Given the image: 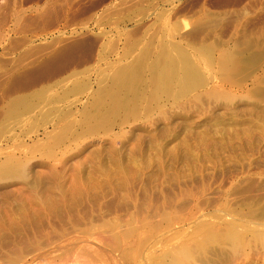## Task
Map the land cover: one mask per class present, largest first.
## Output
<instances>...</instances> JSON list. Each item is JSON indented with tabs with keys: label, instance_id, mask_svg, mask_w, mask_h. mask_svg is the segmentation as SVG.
Masks as SVG:
<instances>
[{
	"label": "rangeland",
	"instance_id": "rangeland-1",
	"mask_svg": "<svg viewBox=\"0 0 264 264\" xmlns=\"http://www.w3.org/2000/svg\"><path fill=\"white\" fill-rule=\"evenodd\" d=\"M176 44L199 77L156 92ZM128 62L137 102L96 106ZM0 164V264H154L158 234L262 202L264 0H0ZM254 243L215 264H264Z\"/></svg>",
	"mask_w": 264,
	"mask_h": 264
},
{
	"label": "bare ground",
	"instance_id": "bare-ground-1",
	"mask_svg": "<svg viewBox=\"0 0 264 264\" xmlns=\"http://www.w3.org/2000/svg\"><path fill=\"white\" fill-rule=\"evenodd\" d=\"M164 38V37H163ZM150 42V41H149ZM138 43V42H137ZM171 43V42H170ZM174 43V42H173ZM136 44V43H135ZM163 44V43H162ZM167 44V43H166ZM137 45V44H136ZM151 45V44H150ZM161 45V44H160ZM170 46V44H168ZM178 44L176 45H171V49L169 47H166L165 50H161L162 53L161 54H156L159 57V61H158V64L159 65V69L162 70L163 72L162 73V78H159L152 74L151 77H154L156 76V78H158L157 80H155V86L156 88H153V89H156V92L157 91H160V90H167L168 91V86H170L171 88V91L172 92H176V89L178 87H182L184 88V86H186L187 83H189L190 81L192 82V77L194 78V76L196 75L195 73L198 74V70L199 68H196L194 67V63L192 64V60H190L189 58V55H187V53L184 51L186 49H181L180 46L178 47L177 46ZM201 47V46H200ZM203 47V46H202ZM207 47V46H205ZM131 48V47H130ZM162 48V46H161ZM196 48V47H194ZM193 48V49H194ZM202 50H205L206 52V48H203ZM209 50V49H208ZM207 50V51H208ZM200 51V50H199ZM188 52V51H187ZM197 52V51H196ZM143 52H141L142 54ZM148 53V52H147ZM189 53V52H188ZM202 53V52H201ZM204 54V53H203ZM144 57H145V53L143 54ZM205 55V54H204ZM148 56V55H147ZM146 56V57H147ZM200 56V54H199ZM205 56H208V53L205 55ZM143 57V56H142ZM143 57V58H144ZM145 57V58H146ZM157 57V56H156ZM126 58V57H125ZM148 58V57H147ZM158 58V57H157ZM156 58V59H157ZM137 59V58H136ZM139 59L141 60V55L139 57ZM137 59V60H139ZM206 59V58H205ZM208 59V57H207ZM129 61V60H128ZM136 61V60H135ZM143 61V59H142ZM141 61V62H142ZM149 61V60H148ZM148 61H144L142 63H146ZM152 60H150L151 62ZM207 61V60H206ZM241 61V60H240ZM132 62V61H131ZM130 62V64H132ZM137 62V61H136ZM140 62V64H142ZM154 62V61H153ZM161 62V63H160ZM125 63V62H124ZM138 63V62H137ZM152 63V62H151ZM150 63V64H151ZM155 65H156V62H154ZM120 64V63H118ZM122 64V63H121ZM134 64V63H133ZM136 64V63H135ZM134 64V65H135ZM148 64V63H147ZM145 64V65H147ZM149 64V65H150ZM124 65V64H123ZM129 65V62L127 64V66ZM132 65V66H134ZM143 65V64H142ZM141 65V67H142ZM122 66L119 68H116V69H113V70H116L115 72H113V74L111 75L110 71V84H107V85H104L102 84L100 89L95 92H97V98L94 100L95 101V105L98 106L100 103H105V106H107V109L111 110V108L113 107H116L117 109L122 107H126V104H127V107L128 106V103L130 101H128L127 99H132V97L128 98L127 95H132V94H136L139 93L137 90H138V83H139V78L137 77V71L134 70V67L133 69L130 68L129 66ZM144 66V65H143ZM148 66V65H147ZM146 66V67H147ZM154 66V64H153ZM152 66V69H154ZM196 66V65H195ZM139 66H137L136 68H138ZM140 68V67H139ZM149 68H151V66H149ZM157 67H155L154 70H157L156 69ZM198 69V70H197ZM110 70V69H109ZM112 70V71H113ZM141 70V69H140ZM159 70V71H160ZM197 70V71H195ZM89 71V70H88ZM102 71V69H101ZM153 71V70H151ZM150 71V72H151ZM158 71V70H157ZM158 71V72H159ZM90 72V71H89ZM106 72V71H103V73ZM143 72V71H142ZM156 72V73H158ZM73 73V72H72ZM77 73V72H76ZM102 73V72H101ZM108 73V72H106ZM160 73V74H161ZM200 73V72H199ZM81 74V73H80ZM89 74V73H88ZM159 74V75H160ZM195 74V75H194ZM70 75H71V72H70ZM107 75V74H106ZM103 76H105L103 74ZM85 77V75H84ZM109 77V76H108ZM107 77V78H108ZM109 77V78H110ZM147 77V76H146ZM150 77V76H149ZM196 78L199 77L198 75L195 76ZM200 77H201V73H200ZM106 78V77H104ZM165 78V79H163ZM166 78L169 79L166 80ZM63 79V78H61ZM60 79V80H61ZM65 79V78H64ZM137 79H138V82H137ZM155 79V78H154ZM191 79V80H190ZM202 79V78H201ZM200 79V80H201ZM71 80V79H70ZM142 80V79H141ZM151 80V79H150ZM149 80V81H150ZM190 80V81H189ZM197 80V79H196ZM199 80V79H198ZM103 81V80H101ZM195 81V79H194ZM202 81V80H201ZM71 82V81H70ZM142 83L140 84H145L143 83L144 80L140 81ZM151 82V83H150ZM149 83L153 85L152 81H150ZM75 83V82H73ZM77 83H81V82H77ZM76 83V84H77ZM109 83V82H108ZM168 83V84H167ZM72 84V83H71ZM82 84V83H81ZM147 82H146V85L147 86ZM53 85V84H52ZM61 85V84H60ZM83 85V84H82ZM81 85V86H82ZM193 85V83H192ZM191 85V86H192ZM197 85V84H196ZM85 86V85H84ZM142 85H140L139 87H141ZM151 86V85H150ZM154 86V85H153ZM51 87V86H50ZM62 87V86H60ZM65 87V85H64ZM188 87H190V85L188 84ZM49 88V87H48ZM54 88V87H53ZM147 88L149 89V87L147 86ZM146 88V89H147ZM152 88V87H150ZM44 89V88H43ZM42 89V91H40L41 89H39L38 91H40L37 95H39V99L41 100H45V102L48 101L49 98H54L50 95L49 97V94L46 95V92H44ZM66 89V88H65ZM68 90L70 89V86H68L67 88ZM145 88H143L144 90ZM145 89V90H146ZM147 89V90H148ZM179 89V88H178ZM177 89V90H178ZM181 89V88H180ZM185 89V88H184ZM190 89V88H189ZM45 90V89H44ZM60 90V89H59ZM64 90V89H63ZM142 90V91H143ZM56 91V90H55ZM67 91V90H65ZM141 91V92H142ZM152 91V90H151ZM179 91V90H178ZM63 92V91H62ZM69 92V91H68ZM145 92V91H144ZM164 92V91H163ZM166 92V91H165ZM184 92V90H183ZM37 93V92H36ZM35 93V94H36ZM54 93V92H53ZM161 93V91L159 92ZM150 94V93H149ZM148 94V95H149ZM157 94V93H156ZM168 94V93H167ZM174 94H177L174 93ZM33 95V93H32ZM57 96V94H55ZM95 95V94H94ZM138 96H140L139 94H137ZM173 95V94H172ZM59 96V94H58ZM133 96V95H132ZM144 96V95H142ZM151 96H155L152 94L151 92ZM149 95L148 98L151 97ZM179 96V95H178ZM17 97V96H16ZM19 97V96H18ZM66 97V96H65ZM64 97V98H65ZM136 96L134 95L133 98H135ZM141 97V96H140ZM146 97L147 99V96H144ZM160 97V96H159ZM158 97V98H159ZM33 98V97H32ZM63 98V100H64ZM137 98V97H136ZM30 99V98H28ZM60 99V97H59ZM58 99V101H59ZM140 99V98H139ZM10 100V99H9ZM8 100V101H9ZM21 100V99H20ZM38 100V99H37ZM56 100V98H55ZM135 100V99H134ZM134 100H131V101H134ZM138 100V98L136 99ZM135 100V101H136ZM151 100V99H150ZM12 101V100H11ZM32 101V100H31ZM30 101V102H31ZM54 101V100H53ZM135 101H134V104H135ZM14 102V101H13ZM137 102V101H136ZM16 103V102H15ZM41 102L39 101V104ZM44 103V102H43ZM56 103H57V100H56ZM60 103V102H59ZM131 103V102H130ZM139 103V102H138ZM19 104V103H18ZM35 104V103H34ZM46 104V103H44ZM69 104V103H68ZM133 104V102H132ZM42 105V104H40ZM53 104H50L49 102V105L47 104L46 106H49L51 107ZM140 105V104H139ZM9 106V105H8ZM32 106V105H31ZM44 106V105H43ZM43 106H42V109H43ZM57 106V105H56ZM64 106V105H63ZM62 106V107H63ZM133 106V105H131ZM130 106V107H131ZM142 106V105H140ZM12 107V106H10ZM36 107V106H35ZM61 107V106H60ZM138 107V106H137ZM145 107V106H144ZM18 108V107H17ZM41 108V106H40ZM92 108V107H90ZM105 108V107H104ZM134 108V107H133ZM47 110L49 108H46ZM51 109V108H50ZM56 109V108H55ZM58 109V107H57ZM115 108H113L114 110ZM130 109V108H129ZM9 110L8 115L9 116H18V113H20L19 111L21 110H17L15 109L14 107L10 108V109H7ZM23 110V109H22ZM32 110V109H31ZM40 110V109H38ZM89 110V109H88ZM108 110H104L105 112L108 111ZM112 110V111H113ZM125 110V109H124ZM128 110V109H126ZM125 110V112H126ZM25 111V110H24ZM41 111V110H40ZM45 111V110H43ZM59 111V110H58ZM104 111L102 113H104ZM111 111V112H112ZM147 111V110H146ZM26 112V111H25ZM49 112V111H48ZM57 112V110L55 111ZM54 112V113H55ZM68 112V111H67ZM98 115H100L99 113H101L100 110L96 111ZM131 112V111H130ZM135 112V111H134ZM133 112V113H134ZM22 113V112H21ZM32 113V112H31ZM110 113V112H109ZM137 113V112H136ZM26 114V113H25ZM68 114V113H67ZM70 114V113H69ZM106 114V113H105ZM103 114V115H105ZM21 115V114H19ZM47 116V113L44 114V116ZM102 115V114H101ZM126 115V114H125ZM132 115V114H131ZM26 116V115H25ZM25 116H22V118ZM49 116V115H48ZM54 116V115H53ZM61 116V115H60ZM135 116V115H134ZM21 117V116H20ZM30 117V116H29ZM38 117V116H37ZM102 117V116H100ZM10 118V117H9ZM9 118H7V121L9 120ZM12 118V117H11ZM10 118V119H11ZM16 118V117H15ZM22 118H19V119H22ZM46 118V117H45ZM105 117H102V119H104ZM107 118V117H106ZM18 119V118H17ZM2 120V119H1ZM13 120V119H12ZM27 120V119H26ZM10 121V120H9ZM14 121V120H13ZM12 121V122H13ZM5 122V121H4ZM9 123V122H8ZM6 124V123H5ZM12 124V123H11ZM22 124V123H21ZM90 126V125H89ZM98 126V125H97ZM8 127V126H7ZM13 127V126H12ZM99 127V126H98ZM6 129V128H5ZM11 129V128H9ZM7 129V130H9ZM66 130V129H65ZM93 131V130H92ZM64 135V134H63ZM59 136V135H58ZM63 138V137H62ZM57 140V139H56ZM58 141V140H57ZM30 150V149H29ZM9 161H11V157L8 158ZM11 159V160H10ZM15 159V158H14ZM7 160V159H6ZM7 161V163L9 162ZM21 161V160H20ZM6 162V161H5ZM12 162V161H11ZM4 163V161H3ZM17 163V161H16ZM12 164L14 165V163L12 162ZM1 165V164H0ZM6 165V164H5ZM11 166L14 167V166ZM16 165V164H15ZM1 167H3V165L0 166V169ZM7 166H4V168H6ZM8 169H10L8 167ZM247 202V201H246ZM224 205V204H223ZM221 206V205H220ZM224 209H222V213L224 214L221 215L220 213H216L215 215H212V217L214 219H211L212 221H206V223H203L202 226L199 225V228L196 229L194 231L193 234H191L192 236H190V239L188 238V242H184V243H181V244H174L172 243L173 241V237L175 235H173V233L169 234L168 236L169 237H166L165 235H163L162 233L158 234V239H157V243H158V246L160 249V254L157 256L158 253H156V259L158 260H155V263L156 264H199V262L201 263H204V264H207L208 262H212L213 264H215L216 262H219V261H223V260H226L228 259L229 257L233 256V255H236V253L241 250H243L244 247L251 245V243L255 242L254 244L258 243V244H263L264 243V200L262 202H248V203H245V204H242L239 206V208H231L229 204H225L224 205ZM233 212V213H231ZM236 214V215H235ZM211 215V214H210ZM181 216V215H180ZM211 217V218H212ZM222 217H225L224 219ZM240 218V219H239ZM245 218H248L245 219ZM162 219V218H161ZM182 220V219H181ZM170 221V220H168ZM178 221V220H177ZM180 221V220H179ZM178 221V223H179ZM159 222V221H158ZM168 223V222H167ZM177 224V223H176ZM159 225V224H158ZM165 226V225H164ZM159 227V226H157ZM194 227V226H193ZM6 232L8 233V231L6 230H3L2 229V226L0 227V232ZM10 231V230H9ZM162 231V230H161ZM178 231V230H177ZM146 232V231H145ZM159 232V231H158ZM141 233V232H140ZM181 233V232H180ZM151 234V233H150ZM147 237V236H145ZM189 237V236H188ZM143 238V237H142ZM149 238V236H148ZM144 239V238H143ZM146 240V239H145ZM143 241V240H142ZM147 242V241H146ZM145 243V242H144ZM143 243V244H144ZM264 246V245H263ZM255 247V246H254ZM250 249V248H249ZM159 251V250H158ZM240 251V252H241ZM244 252V250L242 251ZM152 256V255H151ZM32 258V257H31ZM38 258V257H37ZM36 258V259H37ZM40 258V257H39ZM154 258V259H155ZM40 259H43V258H40ZM39 259V261H40ZM35 261L34 259H31V260H28V261H24L23 264H31V262ZM43 260H47V259H43ZM157 261V262H156ZM154 263V264H155ZM34 264V263H33ZM43 264V263H42Z\"/></svg>",
	"mask_w": 264,
	"mask_h": 264
}]
</instances>
